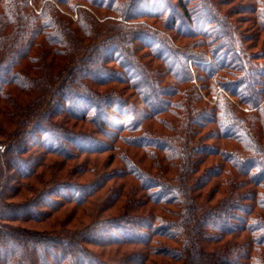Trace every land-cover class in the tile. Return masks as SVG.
Here are the masks:
<instances>
[{
  "label": "trees",
  "instance_id": "obj_1",
  "mask_svg": "<svg viewBox=\"0 0 264 264\" xmlns=\"http://www.w3.org/2000/svg\"><path fill=\"white\" fill-rule=\"evenodd\" d=\"M0 264H264V0H0Z\"/></svg>",
  "mask_w": 264,
  "mask_h": 264
},
{
  "label": "rangeland",
  "instance_id": "obj_2",
  "mask_svg": "<svg viewBox=\"0 0 264 264\" xmlns=\"http://www.w3.org/2000/svg\"><path fill=\"white\" fill-rule=\"evenodd\" d=\"M88 11H89V10H88ZM89 13H90V14L93 16V18L96 19V21L99 23V25H97L96 28H97V29L101 28V27L103 26V25L100 24V22H102V19L98 18L97 14H96L97 12H96V11H95V12H94V11H93V12H92V11H89ZM65 14L67 15V17L70 18V21H71V22H74V21L77 20V15H76V14H74V13H65ZM101 15H102V14H101ZM101 15H100V16H101ZM194 85H195L196 87H198V84H197V83H195Z\"/></svg>",
  "mask_w": 264,
  "mask_h": 264
}]
</instances>
